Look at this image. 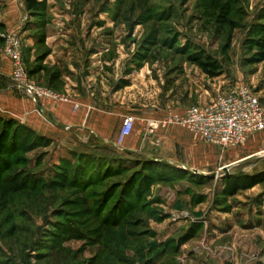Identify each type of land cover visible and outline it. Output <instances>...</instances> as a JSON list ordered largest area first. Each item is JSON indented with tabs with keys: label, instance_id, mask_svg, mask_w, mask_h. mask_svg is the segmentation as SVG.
<instances>
[{
	"label": "rangeland",
	"instance_id": "rangeland-1",
	"mask_svg": "<svg viewBox=\"0 0 264 264\" xmlns=\"http://www.w3.org/2000/svg\"><path fill=\"white\" fill-rule=\"evenodd\" d=\"M39 1L45 10L35 16L26 0H0L2 33L20 39L27 69L38 84L72 99L92 96L95 89L93 102L103 97L115 106L107 113L110 123H118L119 111L136 117L131 135L141 136V151L119 153L133 152L156 169L151 173L130 163L128 173L84 195L39 187L57 178L59 159H71L68 152L83 142L48 144L18 124L0 122V264H264V161L238 162L264 150V137L262 144L244 148L264 130L236 148L213 145L218 159L209 165L182 144L181 126H153L171 112L206 105L239 83L252 86L264 103V0ZM221 12H229L233 28L220 26ZM8 18L10 29L3 22ZM194 53L215 58L223 74L208 78L190 61ZM1 109V118L25 126ZM170 127H179L178 133ZM132 172L141 178L140 190L131 188L134 210L124 219L110 214V207L98 216L99 195L126 183ZM242 179L257 182L233 196L224 194L229 182ZM66 180L59 185L65 187ZM107 215L124 223L108 227Z\"/></svg>",
	"mask_w": 264,
	"mask_h": 264
},
{
	"label": "built area",
	"instance_id": "built-area-1",
	"mask_svg": "<svg viewBox=\"0 0 264 264\" xmlns=\"http://www.w3.org/2000/svg\"><path fill=\"white\" fill-rule=\"evenodd\" d=\"M5 39L3 53L11 63L13 88L37 104H73L68 95H60L52 89L38 84L30 76L22 55V44L16 36L2 35ZM79 105L75 103L74 108ZM179 125L197 135L207 144L223 149L245 144L251 135L264 130V103L252 86L239 83L235 89L217 95L206 105H192L181 113L169 114L153 126L163 128ZM135 127V118H123L120 133L114 143L118 151Z\"/></svg>",
	"mask_w": 264,
	"mask_h": 264
},
{
	"label": "crops",
	"instance_id": "crops-1",
	"mask_svg": "<svg viewBox=\"0 0 264 264\" xmlns=\"http://www.w3.org/2000/svg\"><path fill=\"white\" fill-rule=\"evenodd\" d=\"M3 22L6 24L7 28H9L8 25L13 23V19H4ZM0 60V77L2 76L6 79L2 80V77L0 78V92H3V94H0V113L2 112V107L3 109L7 108L6 110L8 112L22 119L25 125L34 130L38 135L53 141H59L61 139L74 141L75 138H79L81 142L88 143V140L92 138L94 144L100 143L101 141L105 144L109 143L114 145L122 127L123 116H125L126 113L119 111L117 115H119L120 119H116L118 123H110L107 113L108 111H114L115 106L113 108L110 105L111 103L108 104V101L110 102L109 99L106 100L101 97V100H96L98 103H95V101L93 102V97L95 96L93 94L96 91L92 89V96L82 95L80 100L73 98V104L34 103L30 99L23 96L19 97L16 94L17 91L12 87V80L10 77L12 70L11 63L4 55H0ZM77 94L76 96L79 95ZM104 96L106 95L104 94ZM213 99L214 98H212L211 101ZM75 103L79 105L77 109L74 108ZM183 111L184 109L180 112ZM155 114L158 115V112ZM158 117H156V119H158ZM134 118L136 126L137 118ZM149 118L154 119L152 117ZM170 128L172 134L175 132L178 133V129L176 128L179 127ZM182 128H179V132L183 134L181 141L184 140V142L182 144H185L187 148H192L191 150L197 156L198 161L202 164L209 165L216 163L218 159L216 146L205 143L197 135ZM262 137H264L263 134L252 136L244 148H249L251 145L254 146L255 144L257 145V141L262 144L260 140ZM142 146V138L135 131L130 137L125 139L122 148L124 150L127 148L129 151L139 152ZM255 158L264 161V150L256 151L237 161L239 163L250 162Z\"/></svg>",
	"mask_w": 264,
	"mask_h": 264
},
{
	"label": "trees",
	"instance_id": "trees-1",
	"mask_svg": "<svg viewBox=\"0 0 264 264\" xmlns=\"http://www.w3.org/2000/svg\"><path fill=\"white\" fill-rule=\"evenodd\" d=\"M221 7H217L219 9ZM26 9L27 11L35 16H39L40 14H43L45 10V4L43 1L39 0H26ZM228 13H219L217 20L220 24V26H230L233 28L234 23L228 18ZM6 27L4 24L0 23V49L4 47V37L2 36ZM3 32V33H2ZM190 61L195 64L203 74H205L208 78L214 79L223 74V68L222 65L212 56L207 54H199L194 53L190 55ZM26 64V63H25ZM31 77L35 79V74L28 70ZM0 122L4 124H12L20 126V128H24L25 131L31 134V136H35L40 141L53 143L54 141L51 139H48L44 136L38 135L34 130L27 127L26 125H21L17 123L14 119H8L4 120L0 117ZM16 133V131H13ZM12 138V143L15 142V134ZM94 144V143H93ZM90 142L89 143H82L79 144V146L76 148V150H70L68 153L71 155V159L68 158H62L59 159L60 162V168L59 172L57 173V178L53 180L50 183H41L40 185H36L39 187H50L52 190L55 188L57 189H67L70 190H78L81 191V193L75 191L72 192L69 195L72 194H82L84 195L88 189L92 187L99 186V184L103 181L111 180L112 178L119 177L122 174L128 173L130 170L127 168V166L130 163L135 164L136 166H140L143 170L154 172L156 167L154 166V163L147 159H140L138 155H136L133 152L124 151L122 153H119V151L114 147V145H93ZM94 164L95 165V172L90 175L89 167ZM69 172V175H63L65 174V171ZM89 172V173H88ZM127 179L126 183H119V184H113L110 185V187H107L105 191H103L98 198H101L102 201L98 204V210H100L98 213V216H102L104 213H107L109 211L110 207V214L113 212H117L120 214H124L123 219L126 218V216L134 210L133 203H132V189L134 186L137 185V190H140L139 183L141 180L140 173H131ZM139 175V176H138ZM65 176L67 179H70L69 181L66 180V183L64 184L65 187L60 186L59 184H63L60 179L64 178ZM137 177V179H135ZM140 178V179H139ZM257 181H254L253 183L246 184L242 180H234L227 184L224 190L225 195L233 196L238 193L240 190H246L253 187V185ZM98 183V184H97ZM35 188V185H26L25 188ZM132 188V189H131ZM90 191V190H89ZM88 191V192H89ZM142 192H138L136 194L137 197L141 196ZM76 195V196H77ZM96 198V197H95ZM49 199H46V202H49ZM99 217V218H100ZM110 218V219H109ZM112 220V221H109ZM106 225L108 227L109 223L111 222L113 224V228L119 227L122 223V219H119L118 217H114L112 215H107V219L104 220Z\"/></svg>",
	"mask_w": 264,
	"mask_h": 264
}]
</instances>
